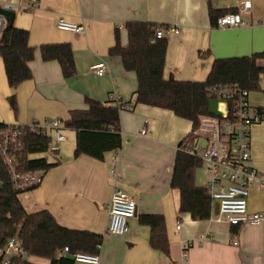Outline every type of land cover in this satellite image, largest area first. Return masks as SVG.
<instances>
[{
	"label": "crops",
	"instance_id": "obj_1",
	"mask_svg": "<svg viewBox=\"0 0 264 264\" xmlns=\"http://www.w3.org/2000/svg\"><path fill=\"white\" fill-rule=\"evenodd\" d=\"M243 1L251 3L250 12L242 14L244 26H215L209 6L223 14L234 11ZM13 14V24L29 31L35 55L29 62L32 77L14 88L7 84L0 58V122L65 120L70 110L86 108L85 97L105 102L113 90L128 105L119 111L122 147L107 152L103 160L85 154L74 157L75 131L65 130L67 138L53 156L56 164L44 171L40 185L18 195L27 212L47 210L62 226L102 235L99 264H179L180 243L188 240L192 245L183 264H264V220L254 225H230L219 219L214 201L206 220L178 213L179 195L171 188L170 179L176 152L191 132V122L158 103L135 102V72L126 71L121 58L108 53L116 32L120 43L126 44L127 21L177 27L178 33L166 31L164 36L163 77L203 81L215 59L263 52L264 0H38L34 9ZM59 18L81 25L83 31L59 29ZM64 42L71 46L75 64V74L69 78L62 76L57 61H43L39 49L42 44ZM98 61L108 65L101 76L89 70ZM259 85V90L250 91L249 99L264 109V75ZM12 94L14 108L8 99ZM141 129H145L143 134ZM250 140L249 162L264 177V119L251 126ZM191 141L196 146L205 145L202 135L196 134ZM194 182L207 185L203 163L195 170ZM115 188L127 192L137 205L124 234L106 233L108 204ZM247 210L264 212V190L258 179L249 189ZM148 214L163 216L167 255L150 245V226L141 221ZM62 254L69 261L59 264H86L66 257L63 251L59 257ZM22 257L33 264H50L25 253Z\"/></svg>",
	"mask_w": 264,
	"mask_h": 264
},
{
	"label": "trees",
	"instance_id": "obj_2",
	"mask_svg": "<svg viewBox=\"0 0 264 264\" xmlns=\"http://www.w3.org/2000/svg\"><path fill=\"white\" fill-rule=\"evenodd\" d=\"M211 18L221 15L209 6ZM159 26L147 21H127L125 28L127 42L120 43L118 32L109 55L119 56L126 71L135 72L137 89L135 102L142 104L158 103L181 118L191 122V132L181 142L175 155L170 179L171 188L178 192V213H188L193 220H206L213 209V201L205 186L194 182L195 170L201 166L199 157L183 150L184 141L195 137L200 117L211 115L208 110V89L215 85L237 84L239 87L255 91L260 89L264 66H258L256 59L262 53L240 57L215 59L203 81H176L165 79L163 70L167 47L166 38L153 40ZM166 28V27H165ZM29 31L16 27L13 20L7 19L0 35V58L3 61L7 84L10 88L32 77L29 62L34 58L35 46L29 44ZM43 61L55 60L59 63L62 76L69 78L75 74L72 48L69 43L42 44L39 47ZM15 107L14 95L8 97ZM86 108H76L68 112L63 120L67 129L75 131L74 157L81 154L103 160L107 152L122 147L119 124V108L88 97L84 98ZM4 123L0 122V127ZM49 141L45 137L26 132L20 148L15 152L16 168L21 171H46L56 164L55 157L48 153ZM54 158V159H52ZM0 247L12 237L27 257L49 260L50 264L68 262L60 255L65 247L69 255L75 253H97L102 235L86 230L71 229L56 222L47 210L27 212L14 189L6 165L0 159ZM141 221L150 226V245L169 253V246L161 214H148ZM28 259L14 257L10 264H29ZM0 264H3L0 255ZM33 264V263H31Z\"/></svg>",
	"mask_w": 264,
	"mask_h": 264
},
{
	"label": "built area",
	"instance_id": "obj_3",
	"mask_svg": "<svg viewBox=\"0 0 264 264\" xmlns=\"http://www.w3.org/2000/svg\"><path fill=\"white\" fill-rule=\"evenodd\" d=\"M38 0H0V35L8 19L4 11L31 10L36 7ZM251 10L250 1L238 4L234 11L219 15L215 26L221 29L244 26L242 14ZM59 29L82 32L83 27L77 23L59 18L56 23ZM120 27V25H119ZM166 31L178 33L177 27H158L154 32L153 40L163 38ZM256 64L264 66V49ZM89 70L96 75H103L108 71L104 61H98L89 66ZM249 90L237 84L215 85L208 89L209 99L217 100V109L221 115H204L200 117L199 127L195 135H202L204 146H196L193 141L186 140L183 150L199 157L205 165L208 182L205 186L212 201L216 202L219 219L230 225L258 224L264 220V212H249L247 210V196L249 189L256 179L264 190V177H260L257 170L250 164V129L253 124L264 119V109L250 102ZM111 105L119 110L128 108L121 101L117 91L110 92L107 99ZM219 104H222L219 107ZM63 120L52 118L45 121L33 120L27 124L4 123L0 127V159L6 165L10 181L15 190L25 192L41 184L44 176L43 170L21 172L16 168L17 158L15 152L21 147L24 135L29 132L36 136L45 137L49 141L48 153H58L61 143L66 140ZM145 129H141L143 134ZM116 171V169H115ZM114 173V169L111 170ZM135 199L122 189L115 188L111 193L108 204L107 234H124L129 231V220L136 214ZM180 228L177 222L176 229ZM204 236L200 238V242ZM234 245L237 241H232ZM192 241H181L180 262L183 264L187 258L188 248ZM65 247L63 252H67ZM24 254L15 237L9 238L0 255L3 264H10L14 257ZM74 260L86 264H99L97 253L78 252L72 255ZM31 264V263H29Z\"/></svg>",
	"mask_w": 264,
	"mask_h": 264
},
{
	"label": "water",
	"instance_id": "obj_4",
	"mask_svg": "<svg viewBox=\"0 0 264 264\" xmlns=\"http://www.w3.org/2000/svg\"><path fill=\"white\" fill-rule=\"evenodd\" d=\"M1 11V10H0ZM2 12V11H1ZM5 15L8 16V19L9 20H13V12L12 11H4ZM217 100L216 99H209L208 100V110L211 114H214V115H218L220 116L221 115V112L217 109ZM2 186V182L0 181V187ZM66 257L68 258H71V259H74V257L72 255H69V254H66Z\"/></svg>",
	"mask_w": 264,
	"mask_h": 264
},
{
	"label": "bare ground",
	"instance_id": "obj_5",
	"mask_svg": "<svg viewBox=\"0 0 264 264\" xmlns=\"http://www.w3.org/2000/svg\"><path fill=\"white\" fill-rule=\"evenodd\" d=\"M222 106V104H219V107H221Z\"/></svg>",
	"mask_w": 264,
	"mask_h": 264
}]
</instances>
